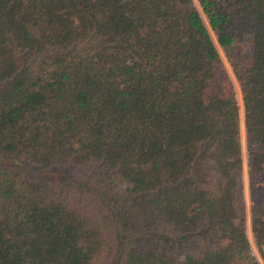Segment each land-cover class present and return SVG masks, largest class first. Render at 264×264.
<instances>
[{
	"label": "trees",
	"instance_id": "trees-1",
	"mask_svg": "<svg viewBox=\"0 0 264 264\" xmlns=\"http://www.w3.org/2000/svg\"><path fill=\"white\" fill-rule=\"evenodd\" d=\"M196 1L0 0V264H264V0Z\"/></svg>",
	"mask_w": 264,
	"mask_h": 264
},
{
	"label": "rangeland",
	"instance_id": "rangeland-1",
	"mask_svg": "<svg viewBox=\"0 0 264 264\" xmlns=\"http://www.w3.org/2000/svg\"><path fill=\"white\" fill-rule=\"evenodd\" d=\"M195 5L198 9H200L199 5L197 4V1L194 0ZM203 15V14H202ZM204 17V15H203ZM217 50H218V54H219V58H220V67L222 69V80H221V84L223 86V90L226 92L228 90H232L233 92H235L237 94V96H239V88H238V84L234 78V75L232 73L231 70V66L229 61L227 60L226 57V52H231V54L236 53V51L238 50V48H230L227 50H224L222 47H219L218 45H216ZM246 46L241 45L239 47V51H240V55L241 56H234V59L240 61L244 59V55L245 52H247V49L245 48ZM238 51V52H239ZM240 108V106H239ZM241 114V112H240ZM241 116V115H240ZM240 148H241V158H242V164H241V202L243 204V208H244V216H245V220H246V227H247V232H248V238L251 240V231L249 228V196H248V183H247V175H246V171H245V165H244V161H245V154H244V140H243V135H242V124L240 127ZM53 177L58 178L57 174H55V172H53ZM127 239V237L121 238L119 243H118V249H117V253L115 254L111 264H119L118 263V255L120 253V250L122 249L123 245H124V241ZM254 249V248H253ZM256 255L258 256V254L256 253ZM258 259L260 260L259 256Z\"/></svg>",
	"mask_w": 264,
	"mask_h": 264
}]
</instances>
